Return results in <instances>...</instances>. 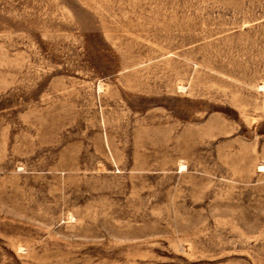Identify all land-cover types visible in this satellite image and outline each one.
Here are the masks:
<instances>
[{"label": "rangeland", "instance_id": "374dc122", "mask_svg": "<svg viewBox=\"0 0 264 264\" xmlns=\"http://www.w3.org/2000/svg\"><path fill=\"white\" fill-rule=\"evenodd\" d=\"M264 0H0V264H264Z\"/></svg>", "mask_w": 264, "mask_h": 264}, {"label": "bare ground", "instance_id": "6f19581e", "mask_svg": "<svg viewBox=\"0 0 264 264\" xmlns=\"http://www.w3.org/2000/svg\"><path fill=\"white\" fill-rule=\"evenodd\" d=\"M264 169L262 167H260V171H263Z\"/></svg>", "mask_w": 264, "mask_h": 264}]
</instances>
